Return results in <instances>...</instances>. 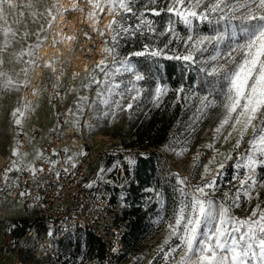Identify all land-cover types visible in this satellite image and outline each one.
I'll use <instances>...</instances> for the list:
<instances>
[{
  "label": "snow or ice",
  "instance_id": "obj_1",
  "mask_svg": "<svg viewBox=\"0 0 264 264\" xmlns=\"http://www.w3.org/2000/svg\"><path fill=\"white\" fill-rule=\"evenodd\" d=\"M5 4L9 8L16 6L12 0H0V12ZM72 12L84 15L89 31L103 41L101 58L91 71L85 68L88 83L82 85L85 89L96 85V96L92 101L86 96L77 97L79 115L87 114L92 118L95 114L96 119H107L115 118L118 110H133L134 105L137 112L145 103L160 108L170 91L171 80L163 61L181 62L173 106L183 99L181 108L194 109L178 155L188 151V138L195 135L200 122L213 110H220L218 123L213 129V142L203 146L211 152V157L207 163H202L199 150L193 156V169L198 172L203 167L201 181L191 184L188 177L176 178L175 207L167 223L168 237L163 241L167 250L160 249L165 264H173V261L176 264H264V208L257 203L251 215L243 219L232 212L242 206V198L251 203L254 198L259 199V190L264 189V0H69L67 5L57 0L47 9L48 28H41L38 38L43 35L47 39L58 19ZM103 15L112 19L101 28ZM10 34L16 35L15 32ZM84 35L87 41L94 43L88 31ZM141 37H148L151 42L143 43L141 50L133 51L129 56L121 57L120 49L128 41ZM7 47L5 44L4 50ZM38 47L39 43L29 45L28 50L22 52L29 57L25 63L31 67L38 66L32 59ZM130 57H144L147 63H134ZM4 63L0 58V68ZM45 67L52 65L46 64ZM190 69L195 75L186 80ZM52 70L55 72L56 69L53 67ZM22 72L25 80L18 82L0 70V89L18 91L20 87H28L29 68ZM125 74L127 77L118 81ZM77 75L74 73L73 79ZM60 87L57 78L53 88ZM55 95L59 96L60 92L56 91ZM128 97L131 100L122 108ZM100 106L106 110L98 112ZM29 110L25 105L23 111L17 108L11 113L17 126L21 125V117ZM76 124L79 125V120ZM88 127L92 125L88 124ZM249 129L253 134L244 152L233 163L231 179L226 181L234 191L225 192V199L218 202L209 196V190H219L218 181L227 174L228 161L241 148ZM226 130L227 135H224ZM234 134L236 138L231 150L227 154L221 153L215 144L221 139L230 141ZM53 154H56L55 150ZM12 155L21 156L18 149H13ZM42 158L43 153L37 152L35 159ZM46 162L51 166L50 171L57 163L54 160ZM63 163L72 169L77 167L73 155H67ZM137 166L138 160L129 155L122 163L101 168L97 175L103 180V173L113 168L132 174ZM12 171H28L35 177L44 168L14 160L4 172L5 181ZM63 171L67 173L69 168L65 167ZM56 176L59 178V171ZM85 186L91 188L93 184ZM27 194L20 193L21 196ZM155 195L163 207L164 194L156 192ZM156 222L163 223V216L158 215ZM173 238L179 243L172 245Z\"/></svg>",
  "mask_w": 264,
  "mask_h": 264
},
{
  "label": "rangeland",
  "instance_id": "obj_2",
  "mask_svg": "<svg viewBox=\"0 0 264 264\" xmlns=\"http://www.w3.org/2000/svg\"><path fill=\"white\" fill-rule=\"evenodd\" d=\"M12 3L16 6L9 8L5 4L3 11L0 12V58L5 61L0 70L6 72L14 81L22 82L25 80L22 70L28 67L30 84L28 87H20L18 91L11 88L6 91L0 89V156H7L13 153V149H18L21 154L19 158L17 157L19 163L28 164L29 162L32 163L35 158L36 146L27 152L20 150L18 135L12 131L16 124L15 117H12L11 113L17 108L23 111L25 105L29 106L31 110L26 111L24 116L21 117V126L27 137L36 139V145L39 140L46 137L47 132L56 123V117L59 114H66L71 124H76L77 120L83 123L85 115L81 116L77 113V97L86 96L89 101H92L96 96L97 86L91 85L88 89L82 87L83 84L88 83V80L85 79V73L77 75L73 79L74 66L76 65L71 61L70 54L63 55L62 51L58 49L60 39H54L53 28L47 39H44L43 35L38 38L37 33L40 32L41 28H48L47 9L51 6L47 0H12ZM102 22L101 19L100 24ZM12 32L16 33L14 37L10 34ZM6 33L9 34L6 35ZM54 40L57 43L50 46L51 42L54 43ZM37 43H39V47L35 50L32 59L36 61L38 66L31 67L25 63L29 60V57L22 55V52H26L29 45H36ZM5 44L8 45L6 50H4ZM72 49L70 50L73 52L77 51L74 46ZM120 53L121 57H124L129 56L131 52H125L124 47H122ZM130 59L132 62L137 63L136 57H130ZM46 64H51L52 67H45ZM53 67L56 69L55 72L52 70ZM126 77L127 74L119 77L118 81ZM57 78H59V84L64 86L66 93V97L60 103L54 102L53 94V85L57 83ZM100 79H103V77L101 76ZM73 88L76 89L75 92L70 91ZM113 99H118V97H113ZM130 100L131 97L125 99L122 108L126 107ZM150 104L145 103L138 112L135 110V105L131 111L118 110L115 118L96 119L95 114H92V127L89 129L94 134V140L100 149L97 158L98 172L101 168L107 169L113 164L122 163L121 156H125L124 153L128 151L138 152L136 148L131 149L127 145L135 138L133 130L143 119ZM105 110L103 106H100L98 112ZM85 111L87 113V109ZM81 118H83V121H81ZM217 123L212 125L200 137L188 139L190 146L183 155L177 154L183 147V142L177 135H174L163 148L161 155L162 173L172 192L170 203L168 204L166 192L163 188L153 190L150 203H155V206L149 219V228L142 236L140 247L123 259L121 264H165L160 249L164 247L167 250V246L163 245V241L168 237L167 223L170 221L175 207L174 187L176 186V178L188 177L191 184L201 181L200 173L203 172V167L198 172L193 169V156L199 150L202 153V163H207L211 156L209 155L210 152L203 146L213 142V129ZM107 133L116 138L113 148H104L103 135ZM252 134V130L249 129L241 148L232 154V160L228 161L225 170L227 174L218 181L219 190H209V196L212 199L219 202L225 199V192H230L231 185L226 181L231 179L233 163L237 156L244 152L247 141ZM224 135H227V130ZM235 138L236 134L228 142L221 139L215 146L221 153L227 154L231 150ZM76 151L77 154L79 152L78 148ZM134 153L131 155L135 156L136 153ZM23 154L27 155L24 156ZM119 172V169L113 168L110 172H104L103 177L114 178ZM258 173H260L259 169ZM231 190L234 191V189ZM259 191L258 200L254 198L251 203H248L243 201L242 198V206L232 209L233 214L243 219L251 215L257 203L264 208V189ZM156 192L164 194L163 207H161V203L155 195ZM158 215L163 216V223L156 222ZM20 216H28V211L23 204L18 201L13 202L3 196L0 197V264H31V261L44 260L57 249L60 238L51 242V245L47 247L50 243L47 240V237L50 236L48 233L52 234L50 230L38 232L37 235L16 237L12 233V228L15 225V219ZM69 235H74V233ZM177 243L179 241L175 238L171 240L172 245ZM178 259L177 256L176 260L178 261ZM173 264H176V261H173Z\"/></svg>",
  "mask_w": 264,
  "mask_h": 264
},
{
  "label": "built area",
  "instance_id": "obj_3",
  "mask_svg": "<svg viewBox=\"0 0 264 264\" xmlns=\"http://www.w3.org/2000/svg\"><path fill=\"white\" fill-rule=\"evenodd\" d=\"M47 1L50 6L57 2V0ZM60 2L67 5L69 0H60ZM76 13L79 14V18L71 25L70 22ZM60 26L59 39L72 41L74 48L81 53L82 62L74 66V73L84 74L85 68L91 71L101 58L102 38L89 31L85 16L80 12L64 15ZM100 27L103 28L101 24ZM86 31L93 36L94 43L86 40L84 35ZM64 37H73V39H64ZM90 48L91 52H89ZM56 91L60 92L59 96L55 95ZM53 94L54 102L60 103L66 97L64 86L53 89ZM92 121L93 117L89 118V115H85L83 123L79 122L77 126V124L69 123L66 114H59L46 137L39 140L36 145V139L27 137L21 125H14L12 131L18 135L22 152L30 151L36 146V153H43L42 159L34 158L32 163L37 168L43 166L44 171L35 177L28 171H12L9 173L8 180L5 181V170L12 166L14 160L18 163L19 160L12 154L0 156V197L20 202L26 207L28 217L34 219L33 225L26 230L24 236L37 235L38 232L50 230L52 234L47 237L50 242L47 245L49 247L51 242L63 235L77 230H88L103 242L105 264H121L125 259L123 258L125 228L117 222V204L114 198L121 195L122 187L133 178V173L129 174L120 170L116 177L103 180L97 175V158L100 149L94 140V134L88 127ZM103 143L104 148H113L116 138L109 133L104 134ZM77 148L79 155L76 154ZM65 149L68 151L65 152ZM67 155L75 157L77 163L75 169L63 163ZM209 155H212L211 152ZM47 160L57 161L55 168L51 171ZM65 167L69 168L67 173L63 171ZM57 171L60 172L59 178L56 176ZM89 183H92L93 187L85 186ZM21 192L28 194L21 196ZM113 248L116 249L115 252L112 251Z\"/></svg>",
  "mask_w": 264,
  "mask_h": 264
},
{
  "label": "trees",
  "instance_id": "obj_4",
  "mask_svg": "<svg viewBox=\"0 0 264 264\" xmlns=\"http://www.w3.org/2000/svg\"><path fill=\"white\" fill-rule=\"evenodd\" d=\"M163 40L164 38H160ZM148 37H141L128 41L124 46L125 52L141 50L143 43H150ZM137 64H145L144 57H136ZM169 70L171 80L169 81V93L164 98L160 108L149 105L143 119L135 126L133 135L135 138L128 143L131 149L136 148L138 152L134 156L138 160V166L126 186L122 187L121 195L114 198L117 204V222L125 228L123 235L125 250L123 258L135 252L140 247L142 236L149 228V219L152 216L155 203H150L153 191L147 189H164L168 204L172 192L162 173V150L169 140L177 135L184 142L189 129L186 127L193 110L181 108L183 99L173 106L175 101L174 89L181 75V62L163 61ZM195 73L190 69L186 74V80ZM167 80V77L165 78ZM219 109L213 110L197 127L195 135L188 139L200 137L210 127L218 122ZM140 151V152H139ZM128 151L125 158L129 154ZM134 153V154H135ZM126 198V200H125ZM12 233L16 237L24 236L26 230L34 223V219L28 216H20L15 219ZM105 248L103 242L91 231L77 230L74 235H64L58 240L57 249L44 260L31 261V264H105Z\"/></svg>",
  "mask_w": 264,
  "mask_h": 264
},
{
  "label": "bare ground",
  "instance_id": "obj_5",
  "mask_svg": "<svg viewBox=\"0 0 264 264\" xmlns=\"http://www.w3.org/2000/svg\"><path fill=\"white\" fill-rule=\"evenodd\" d=\"M79 18V14L76 13V15L74 16L73 20L70 22L71 25H73L74 23V20H78ZM112 17L109 16V15H103L102 16V26H104L105 24H107L109 22V20H111ZM63 21V16L60 17L57 21V23L55 24V26L53 27V34H54V39L56 40H59V29L61 28L60 24L61 22ZM53 42H51L50 46H53ZM63 55H66V54H70V59L71 61L75 64V65H78L80 64L82 61H81V53L80 51H71L70 49H72L73 47V43L72 41L68 42L66 40H59V46H58ZM73 50V49H72Z\"/></svg>",
  "mask_w": 264,
  "mask_h": 264
}]
</instances>
